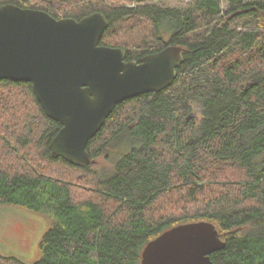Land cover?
I'll return each mask as SVG.
<instances>
[{
	"label": "trees",
	"instance_id": "obj_1",
	"mask_svg": "<svg viewBox=\"0 0 264 264\" xmlns=\"http://www.w3.org/2000/svg\"><path fill=\"white\" fill-rule=\"evenodd\" d=\"M225 1L0 0L55 18L101 11L100 44L127 60L184 49L169 86L115 106L83 167L51 156L61 125L31 83L0 79V205L48 220L38 259L0 264H140L146 242L200 220L225 241L215 264H264V0ZM111 148V170H95Z\"/></svg>",
	"mask_w": 264,
	"mask_h": 264
},
{
	"label": "water",
	"instance_id": "obj_2",
	"mask_svg": "<svg viewBox=\"0 0 264 264\" xmlns=\"http://www.w3.org/2000/svg\"><path fill=\"white\" fill-rule=\"evenodd\" d=\"M107 27L101 11L55 18L0 5V79L31 83L45 114L61 125L49 142L51 156L78 167L93 162L87 144L115 106L166 88L183 61L177 45L127 60L124 48L100 44ZM224 246L214 223H181L146 242L140 264H215L210 254Z\"/></svg>",
	"mask_w": 264,
	"mask_h": 264
},
{
	"label": "rangeland",
	"instance_id": "obj_3",
	"mask_svg": "<svg viewBox=\"0 0 264 264\" xmlns=\"http://www.w3.org/2000/svg\"><path fill=\"white\" fill-rule=\"evenodd\" d=\"M153 1L179 6L184 5L190 0ZM100 2L107 5L128 3V0H100ZM226 5L227 2L222 0V6L225 7ZM194 114H199L198 107H195ZM115 153H117L115 148L109 149L108 155H101L94 161L93 168L98 171H110L113 164L112 158H114L113 155ZM51 168H54V166ZM47 225L48 220L41 214L33 213L25 208L14 205H0V253L15 256L24 262H34L39 257L38 242Z\"/></svg>",
	"mask_w": 264,
	"mask_h": 264
}]
</instances>
